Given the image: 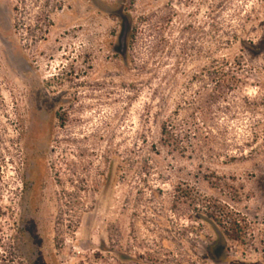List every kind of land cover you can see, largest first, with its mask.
<instances>
[{
    "label": "rangeland",
    "instance_id": "1",
    "mask_svg": "<svg viewBox=\"0 0 264 264\" xmlns=\"http://www.w3.org/2000/svg\"><path fill=\"white\" fill-rule=\"evenodd\" d=\"M25 5L0 0V264H264V0Z\"/></svg>",
    "mask_w": 264,
    "mask_h": 264
},
{
    "label": "trees",
    "instance_id": "2",
    "mask_svg": "<svg viewBox=\"0 0 264 264\" xmlns=\"http://www.w3.org/2000/svg\"><path fill=\"white\" fill-rule=\"evenodd\" d=\"M18 2L21 8H13L12 12L15 16L21 15L25 11L26 0H18ZM42 24L44 29L39 36V41L44 40L52 25L48 15L43 16ZM159 143L162 148L171 153L183 154L186 150L179 129L171 123H163L159 126ZM205 214L213 224L222 229V235L226 241L238 246L245 244L249 225L244 220L234 216L225 206L220 204L209 205Z\"/></svg>",
    "mask_w": 264,
    "mask_h": 264
},
{
    "label": "water",
    "instance_id": "3",
    "mask_svg": "<svg viewBox=\"0 0 264 264\" xmlns=\"http://www.w3.org/2000/svg\"><path fill=\"white\" fill-rule=\"evenodd\" d=\"M125 39H126V30L124 29L122 36L120 38V42H119V51L121 54H124V50H125Z\"/></svg>",
    "mask_w": 264,
    "mask_h": 264
}]
</instances>
